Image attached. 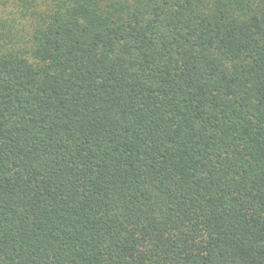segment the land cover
Masks as SVG:
<instances>
[{
  "label": "trees",
  "instance_id": "1",
  "mask_svg": "<svg viewBox=\"0 0 264 264\" xmlns=\"http://www.w3.org/2000/svg\"><path fill=\"white\" fill-rule=\"evenodd\" d=\"M0 264H264V0H0Z\"/></svg>",
  "mask_w": 264,
  "mask_h": 264
}]
</instances>
